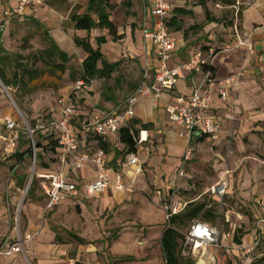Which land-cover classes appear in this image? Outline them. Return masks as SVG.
Returning a JSON list of instances; mask_svg holds the SVG:
<instances>
[{
	"label": "crops",
	"instance_id": "0c3cea01",
	"mask_svg": "<svg viewBox=\"0 0 264 264\" xmlns=\"http://www.w3.org/2000/svg\"><path fill=\"white\" fill-rule=\"evenodd\" d=\"M44 1L47 8H31L25 17L17 20L24 21L26 19L33 24L38 22L39 25L36 28L40 32H48L62 51L74 56V58L78 57L82 64L86 54L82 49L74 48L72 43H74L75 37L85 38L87 33L76 30L72 18L73 16L87 14L90 0ZM169 1L172 11L168 21L175 20L171 27H168L177 45L168 63L169 68L182 67L199 53L203 54L205 58L210 53H214L215 61L211 67L213 68L211 73L214 83L202 87L205 72L208 70L206 68L201 72H184V78L179 80L174 92H166L159 99L154 97L141 99L137 104L134 120L140 122V124H151L153 126L151 130L140 131L146 132L144 136L148 137L147 143L137 145V155L142 172L136 174V170L129 167L126 147L119 139L106 141L109 144V150L106 153L108 166L115 174L123 176L125 185L132 187V192L117 193L107 190L87 199L79 190L73 198L75 204L90 199L105 200L111 196L114 200H119L123 196L129 195L139 196L146 201L152 199L163 204L166 199L171 198L172 193L180 190L185 193L196 191L193 200L191 202L186 201L188 203L202 201L207 196L210 200H213V204H223L225 198L233 195L232 187L235 171L225 166L220 160L215 159L217 155L216 148L221 145L224 137L234 133L233 125L236 120L243 121L248 127L250 124H257L256 129L263 131L259 123L264 121V30L254 32V28L264 27V0H237L235 6L227 5L224 1L219 0ZM19 2L20 0H0V23L4 11L8 8L17 7ZM126 2H130L131 5L125 6L120 3L111 13V19L117 26V34L122 38L114 41L109 37L108 43L101 46V53L108 63L118 64L117 70L109 79L96 80L88 88L76 93L78 116L74 118L73 124L77 127L92 122L98 116L110 114L122 108L126 100L141 85L143 68L146 63L149 64L151 69L150 82L154 83L155 70L158 65L157 56L150 40H147L144 36V31L151 29L154 21L150 15L151 0H127ZM179 10L186 13H179ZM229 10L236 11V19L230 26H226L225 21L222 23L218 20V16L220 13ZM11 23L8 24L6 31ZM223 34L224 36H222ZM102 35H105V33L98 30L97 36ZM237 37L243 42H249V40L253 42L254 52H251L247 46H239ZM249 37L251 38L249 39ZM93 45L96 47L95 42H93ZM0 47H2L1 44ZM124 50L132 54L135 59H124L122 57ZM228 79L233 80L230 85L225 83ZM219 82H223V91L227 93L226 100H223L219 95L221 91ZM200 87L202 88V95L211 94L213 97L210 114L222 119V130L219 139L216 141L209 137L201 140L191 139L184 128L175 125L169 118L167 109L174 105L175 97L178 94L190 97ZM261 92L262 97H259ZM63 97L68 98L65 95ZM53 118L59 119V112L54 114ZM262 133L264 137V132ZM81 144L92 152L99 149V142L95 138L83 141ZM190 145L194 148V153L192 160L186 166L187 177L178 178V169L182 166L187 147ZM19 152L18 150L16 154H19ZM211 161H213V165L211 164L212 170H210L209 178L214 182H219L224 177L229 179L228 195L223 199L210 196L208 191L211 184L206 181V178H198L200 175L198 172L201 168L206 167V164L211 163ZM56 164L58 165L57 170L51 171L48 169V172H64L65 174L70 172L69 166L62 167L58 160H56ZM16 170L17 168L13 169V174ZM227 173L228 176H226ZM72 174L74 175V181L82 185L93 182L96 178L93 166H86L83 170L74 171ZM20 181L22 182L21 179L17 180V182ZM197 181L202 182L197 184ZM17 182L12 181V184L16 186ZM252 191L251 194L241 195L245 199H249L251 195L255 197L253 206L256 230L253 231L251 236L245 237L243 240L244 245L250 241L254 244L256 236L260 233L257 225L258 220L264 217V192L260 191L259 188ZM42 196L46 208L47 200L43 192ZM176 198L182 200L178 195ZM229 214L230 212L225 215L226 223L230 222ZM209 225L220 231V243L216 247H207L205 255L202 257L197 256L198 260L195 261V264H225L216 251L222 246L225 235L222 234L216 223ZM19 233L23 237L34 234L28 232L22 234L16 229L14 239L11 240L8 237L1 244L6 240L14 242ZM237 233L240 236L243 235L240 230ZM236 238L234 241H236ZM239 239L241 241V238ZM29 243L25 244L26 251ZM41 244L43 242L38 243V246H43ZM226 252L231 253L229 249ZM205 257H208L209 261L205 260ZM10 258H14V261L20 258L22 264H25L21 255ZM74 261L77 262L78 260ZM53 264L64 263L54 262Z\"/></svg>",
	"mask_w": 264,
	"mask_h": 264
},
{
	"label": "rangeland",
	"instance_id": "374dc122",
	"mask_svg": "<svg viewBox=\"0 0 264 264\" xmlns=\"http://www.w3.org/2000/svg\"><path fill=\"white\" fill-rule=\"evenodd\" d=\"M235 19V10L224 11L218 16V20L222 23L225 21L226 26H230ZM0 44V54L7 58L5 68L9 78L19 70V64H28L40 76L27 88L21 87L18 90L10 87L11 96L20 112L31 124L53 118L59 112V102L63 96L68 99L71 97L77 81L71 78L70 73H81L80 59L75 57L69 64L71 71L68 70L61 79L47 72L39 54L49 48V42L36 25L26 19L14 20L7 31H0ZM72 45L76 48L74 43ZM43 72L45 74L42 76ZM1 83L0 80V102L9 106L8 111L15 112L10 106L8 95L2 91ZM259 97H262V92ZM259 124L264 132V121ZM256 128L257 124L248 127L243 121L236 120L234 133L224 137L221 145L216 148L215 159L235 171L233 195L225 198L223 204H213V200L207 196L202 200L210 201L218 210L216 225L225 238L222 246L215 250L225 264H264L263 243L256 247L252 241L245 245L243 241L256 230L253 206L255 197L251 195L245 199L241 195L251 194L256 188L264 192V137ZM39 140L38 134L36 142ZM30 149L28 138L21 134L19 154L25 156L18 155L0 162V244L8 237L14 239L16 229L22 234L38 230L39 235L30 241L26 251L32 264H67L70 260H78L76 264H166L160 239L168 221L161 202L152 199L146 201L131 195L114 200L111 196L105 200L90 199L76 204L71 202L52 212L46 211L39 184L33 196L26 192L34 170L31 155H26ZM212 162L198 172V178H206L210 187L217 183L209 178ZM57 167L56 155L51 150L38 151L36 172L41 173L45 168L56 171ZM14 168H17L15 174ZM18 179H24V182H17ZM12 181L17 182L16 186ZM200 182L197 181V184ZM196 189L198 191V187ZM180 191H177V195L188 202L193 200L196 192ZM228 212L230 222L226 223L225 215ZM187 230L182 232L186 233ZM239 230L243 235H238ZM236 237L241 238V245L234 241ZM41 242L43 246L39 247L38 243ZM228 249L230 254L226 252ZM198 257L190 255L185 258L197 261ZM204 259L209 261L208 257ZM0 264H22V260L0 258Z\"/></svg>",
	"mask_w": 264,
	"mask_h": 264
},
{
	"label": "built area",
	"instance_id": "2783aa9c",
	"mask_svg": "<svg viewBox=\"0 0 264 264\" xmlns=\"http://www.w3.org/2000/svg\"><path fill=\"white\" fill-rule=\"evenodd\" d=\"M37 7L47 8L46 2L44 0H20L17 7L6 9L0 23V31H4L12 21L25 17L29 9ZM171 11L172 6L169 0H151L150 15L154 21L151 29L144 31V36L147 40H150L157 56L158 65L155 70L154 83L150 82L151 69L149 64L146 63L143 68L141 85L126 100L122 108L110 114L98 116L92 122L85 123L81 127L73 124L74 118L78 116V110L71 97L70 99L63 97L60 100L59 119L46 118L31 124L28 118L18 109L11 96V89L1 83L2 91L8 95L10 106L14 108L15 112H2L0 110V161H7L16 154L20 148L21 134L28 138L31 144L30 151L34 167L28 185L32 184L34 178L38 179L39 187L47 200L46 211H52L55 208L73 202L74 195L79 190L87 199L107 190L117 193L132 192V187L125 185L123 176L115 174L110 169L107 154L104 150L98 149L92 152L85 145H82L81 142L91 138H101L104 142L110 139H119L122 128L128 126L136 118V107L141 99L150 97L159 99L166 92H174L179 80L184 78V72H201L204 68H210L214 64V53H210L207 58L199 53L184 66L175 69L169 68L168 63L177 46L168 27V18ZM261 30H264V27L254 28V32ZM237 39L239 38L237 37ZM238 45L247 46L251 52H254V44L250 40L249 42H243L239 39ZM122 57L124 59H135L126 50L123 51ZM232 81V79H228L225 83L230 85ZM93 82L87 83L85 80H78L73 91L80 92L92 85ZM213 83V75L207 70L202 87ZM218 84L221 87L219 95L223 100H226L227 93L223 91V82ZM201 90V87L198 88L190 97L178 94L175 97L174 105L167 109L169 118L172 123L184 128L191 139L201 140L209 137L216 141L219 139L222 130V119L210 114L213 97L211 94L202 95ZM38 134L41 139L39 142L49 143L50 138L56 140L58 144L56 160L62 167L69 166L70 172L66 174L64 172L53 173L51 171L36 172L38 156L36 135ZM145 134L146 132H140L136 139L137 145H144L148 142V137L144 136ZM193 153L194 148L191 145L188 146L182 166L178 169V178L187 177L186 166L192 160ZM127 160L129 167L136 170V174L142 172L137 153L128 154ZM86 166L94 167L95 180L84 185L76 183L72 172H79ZM226 176H228V173ZM228 190L229 179L224 177L213 185L208 193L212 197L223 199L228 195ZM176 196L177 191L162 204V209L168 222L172 217L185 211L189 204L186 201L176 199ZM211 206L209 205V208ZM257 225L260 233L254 241L256 247L261 244L264 238V217L258 220ZM38 234L39 232H35L32 235L23 237L19 233L14 242L6 240L0 244V258L21 255L25 264H31L26 254L25 244ZM220 240L221 233L216 227L202 221H195L191 224L186 234L182 254L185 257L190 255L202 257L205 255L207 247L218 246ZM67 264H76V262L70 260Z\"/></svg>",
	"mask_w": 264,
	"mask_h": 264
},
{
	"label": "trees",
	"instance_id": "16d2710c",
	"mask_svg": "<svg viewBox=\"0 0 264 264\" xmlns=\"http://www.w3.org/2000/svg\"><path fill=\"white\" fill-rule=\"evenodd\" d=\"M127 0H90L88 13L83 16H73L72 20L75 23V29L85 31L87 36L85 38H74V45L80 48L86 54V58L81 64V73H70L71 78L74 81L85 80L87 83L96 80L109 79L117 70L118 64H109L101 53V46L108 43V38L111 37L114 41L122 38L117 34V26L111 19L112 11L120 4L125 6L131 5ZM224 1L227 5L235 6L236 0H219ZM179 13H186L185 11H178ZM168 21V26L174 22ZM38 27V22H34ZM100 30L105 35L97 36V31ZM180 30V28H178ZM41 35L49 42V48L45 49L39 54L40 61L44 64L46 71L56 75L57 79H61L64 74L70 70L69 64L74 61V56H70L68 53L62 51L56 42L51 38L48 32H40ZM93 42L96 43L94 47ZM1 49V47H0ZM7 58L0 54V80L5 87H15L18 90L27 88L30 83L36 82L40 76L37 71L32 70L28 64H19L18 71L15 72L11 78L8 77L5 68ZM102 65V67H100ZM205 69V68H204ZM210 72H213V68H206ZM21 71V72H19ZM71 71V70H70ZM45 74L43 72L42 76ZM27 80V81H25ZM22 91V90H21ZM77 92H73L71 99L77 106ZM8 105H3L0 102V110L2 112L8 111ZM5 110V111H4ZM153 126L151 124H140V122L132 120L128 126L122 128L119 141L125 145L127 154L137 153V142L141 130H151ZM99 142V149L104 150L106 153L109 150V144L104 142L101 138H95ZM58 144L53 138L49 139V143L38 142L37 149L39 150H51L54 155H57ZM24 157L25 154H16V156ZM26 155H31V151H28ZM48 171V168L43 169L42 172ZM24 179L22 180V183ZM38 179L34 178L32 185L28 191L29 196H33L36 186L38 185ZM211 202L197 201L189 203L185 211L174 216L168 222L166 229L161 235V246L165 258L166 264H195L193 260H187L183 256V248L191 224L195 221H202L209 224H215L219 219L218 210L212 205ZM188 229L186 233L182 230ZM242 233V232H241ZM58 239V236H56ZM236 242L241 244L239 238H236ZM264 245V238L262 240Z\"/></svg>",
	"mask_w": 264,
	"mask_h": 264
},
{
	"label": "water",
	"instance_id": "95a60500",
	"mask_svg": "<svg viewBox=\"0 0 264 264\" xmlns=\"http://www.w3.org/2000/svg\"><path fill=\"white\" fill-rule=\"evenodd\" d=\"M29 187H30L29 185L26 187V192H28V190H29Z\"/></svg>",
	"mask_w": 264,
	"mask_h": 264
}]
</instances>
